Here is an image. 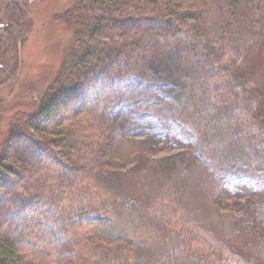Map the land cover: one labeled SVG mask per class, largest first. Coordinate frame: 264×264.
<instances>
[{
  "label": "trees",
  "instance_id": "16d2710c",
  "mask_svg": "<svg viewBox=\"0 0 264 264\" xmlns=\"http://www.w3.org/2000/svg\"><path fill=\"white\" fill-rule=\"evenodd\" d=\"M21 1L0 0V20L6 24L0 38V78L7 74L1 63L13 43L25 42L31 28ZM61 17L72 28L71 51L38 112L16 115L11 124L35 145L32 156L19 168L8 159L12 143L0 154V264H67L81 257L97 264H170L132 252L123 256L109 245L129 236L117 234L111 226L122 209L117 192L102 181L101 160L112 166L115 159L95 148L111 139L96 111L129 98L131 109L125 114L133 119L149 115L166 130L180 128L185 134L189 127L200 145L207 135L210 161L217 152V131L208 133L200 120L206 119L207 111L213 112L207 116L213 121L216 113L226 116L232 108L234 121L227 124L235 130L234 141L243 140L236 145L251 153L258 144L264 152V92L256 79L262 74L258 58L264 52V0H78ZM242 38H246L244 57ZM159 42L181 46L188 85L195 93L192 101L203 105L197 115L178 113V122H169L167 111L155 114L164 95L148 106L143 101L148 87L140 78L150 57L157 56ZM1 79L0 86L5 81ZM143 104L149 110L135 109ZM36 120L40 122L35 124ZM70 135L87 140L91 149L81 144L83 158L71 150ZM245 145L250 148L244 149ZM139 189L132 196L137 197L136 205L141 202L147 220L168 231L161 233L163 239L174 240L168 251L175 261L171 264H264V210L226 243L184 215L167 184ZM214 198L220 203L223 194Z\"/></svg>",
  "mask_w": 264,
  "mask_h": 264
},
{
  "label": "rangeland",
  "instance_id": "374dc122",
  "mask_svg": "<svg viewBox=\"0 0 264 264\" xmlns=\"http://www.w3.org/2000/svg\"><path fill=\"white\" fill-rule=\"evenodd\" d=\"M21 2L26 5L31 28L25 42L13 43L11 52L1 63L10 77L3 75L5 81L0 86V154L12 143V147L7 150L8 159L19 168L32 156L35 145L26 137H20L21 130L11 127L12 120L16 115H33L38 112L44 93L57 77L73 44L72 28H69L61 15L72 9L78 0ZM5 25L0 20V38ZM245 42L246 38L239 41L240 55L243 57L247 51ZM182 51L180 45L159 42L155 51L157 56L150 57L151 61L143 68L140 78L142 85L148 87L147 95L143 97L147 106L159 102L156 98L165 96L161 101L163 106L155 110V114L162 115L167 111L169 116H173H168L169 122H178L175 116L179 118L180 113L187 111L197 115L203 106L199 100L192 101L195 93L188 85L189 75ZM258 59L262 74L256 79L261 82L264 92V52ZM142 106L135 109L149 110L144 104ZM130 109V99L126 98L115 107H102L96 111L97 121L109 129L111 139L108 144L98 143L95 148L100 154H109L115 159L112 166H108L104 158L101 160L100 167L106 176L102 181L117 192V206L122 209L111 226L117 234L130 237L109 245L123 256L132 252L135 256H145L151 261L169 260L170 264L175 263L172 254L168 252L174 240L161 237V233L168 231L159 228L158 223L148 221V216L145 217L147 212L143 213L139 207L141 202L136 205L137 197H132L141 192L139 188L142 185L158 189L164 184H167L168 191H174L184 215L194 217L226 243L234 241L233 236L244 232L252 224L253 216L264 210V157L261 156L264 152L260 151L258 144L257 148L253 145V149L244 146V149L253 150L251 153L240 150L236 145L240 143L239 140H243L234 141L235 130L228 125L234 121V110L229 108L226 116L216 113L212 117L213 121L207 117H211L213 112L207 111L206 119L200 120L208 133L210 130L217 131L214 137L218 141L214 144L217 145V152L209 161L207 156H211L212 150L207 135L199 141L200 145L189 127L185 129L187 134L180 133L179 126H176L179 129L166 130L160 125V120L157 122L156 118L151 119L149 115L136 119L131 114L126 115ZM38 122L40 120L34 123ZM220 132L226 135L225 140ZM9 134L13 136L11 140ZM68 144L72 151H79L77 153L82 158L85 156V151L80 149L81 144H88L87 140L70 135ZM85 149L91 148L86 146ZM214 179L219 185H216ZM199 184L204 187L203 193ZM215 194H223L220 203L214 200ZM262 222L259 223L260 227ZM107 243L105 241L104 244ZM67 264L97 263L90 257H81L78 260L69 259Z\"/></svg>",
  "mask_w": 264,
  "mask_h": 264
}]
</instances>
